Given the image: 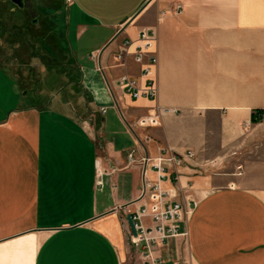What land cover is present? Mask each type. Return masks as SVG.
Returning a JSON list of instances; mask_svg holds the SVG:
<instances>
[{
  "label": "crops",
  "instance_id": "1",
  "mask_svg": "<svg viewBox=\"0 0 264 264\" xmlns=\"http://www.w3.org/2000/svg\"><path fill=\"white\" fill-rule=\"evenodd\" d=\"M65 2L91 42L78 55L66 45L70 91L32 99L0 60V264H133L127 216L145 200L128 154L160 146L196 152L175 186L197 202L184 224L192 264H264V118L252 121L264 117V0ZM144 28L157 32L155 99L114 84L140 75L114 55ZM157 104L178 113L138 126Z\"/></svg>",
  "mask_w": 264,
  "mask_h": 264
},
{
  "label": "built area",
  "instance_id": "2",
  "mask_svg": "<svg viewBox=\"0 0 264 264\" xmlns=\"http://www.w3.org/2000/svg\"><path fill=\"white\" fill-rule=\"evenodd\" d=\"M156 39L157 32L154 28H144L140 30L137 40L126 38L114 55V64H121L125 56L132 55L141 65L138 77L125 73L115 80V86L125 95L132 98L157 97L158 90L153 75L158 63V57L153 50ZM97 55L93 53L91 57L95 58ZM98 69L102 71L103 66L100 65ZM109 88L111 89L110 84ZM100 111L105 113L107 109L101 107ZM177 113L176 109L157 104L151 113L138 118L136 124L140 127L156 126L162 115ZM151 139L150 134L144 136L145 141ZM136 152L137 149H132L128 154V161L141 165L142 190L139 198L145 202L130 212L135 222L136 234L127 221L131 252H138L140 264H192L190 252L181 258L170 251V246L172 240L188 242L190 237V231L184 224L193 214L197 202L192 200L186 205L178 200L175 186L180 182V168L195 160L196 152L192 149L179 152L171 146H160L156 156L144 154L137 157ZM238 168L242 170L241 166ZM241 170L239 174L243 173Z\"/></svg>",
  "mask_w": 264,
  "mask_h": 264
},
{
  "label": "rangeland",
  "instance_id": "3",
  "mask_svg": "<svg viewBox=\"0 0 264 264\" xmlns=\"http://www.w3.org/2000/svg\"><path fill=\"white\" fill-rule=\"evenodd\" d=\"M65 6V0H26V8L21 9L11 0H0V60L18 77L20 92H26L32 99H39L42 93L51 99L52 93L62 86L67 93L71 85L65 74L75 66L67 64L70 57L66 45L71 53L72 47L79 48L76 55L91 45L87 34L77 38V27ZM255 113L259 114L256 122L262 121L263 113L260 110ZM237 155V149L228 152L229 158ZM189 252L190 239L180 241L172 251L181 258ZM131 260L140 264L137 251L133 250Z\"/></svg>",
  "mask_w": 264,
  "mask_h": 264
},
{
  "label": "water",
  "instance_id": "4",
  "mask_svg": "<svg viewBox=\"0 0 264 264\" xmlns=\"http://www.w3.org/2000/svg\"><path fill=\"white\" fill-rule=\"evenodd\" d=\"M11 1L13 3H15L21 9H25L26 8V0H11ZM127 220H128V224L131 227V230L133 231L134 234H136V226H135V222H134L131 214H129L127 216Z\"/></svg>",
  "mask_w": 264,
  "mask_h": 264
},
{
  "label": "trees",
  "instance_id": "5",
  "mask_svg": "<svg viewBox=\"0 0 264 264\" xmlns=\"http://www.w3.org/2000/svg\"><path fill=\"white\" fill-rule=\"evenodd\" d=\"M256 113H254V117L252 118V121L256 122L258 119L256 118Z\"/></svg>",
  "mask_w": 264,
  "mask_h": 264
}]
</instances>
